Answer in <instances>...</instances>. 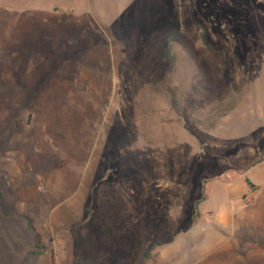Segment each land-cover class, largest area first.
<instances>
[{
	"label": "rangeland",
	"instance_id": "1",
	"mask_svg": "<svg viewBox=\"0 0 264 264\" xmlns=\"http://www.w3.org/2000/svg\"><path fill=\"white\" fill-rule=\"evenodd\" d=\"M0 264H264V0H0Z\"/></svg>",
	"mask_w": 264,
	"mask_h": 264
}]
</instances>
